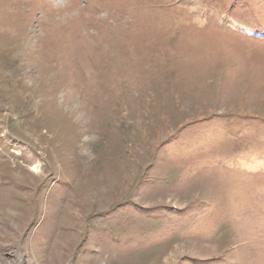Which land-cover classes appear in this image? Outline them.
<instances>
[{
    "label": "rangeland",
    "instance_id": "obj_1",
    "mask_svg": "<svg viewBox=\"0 0 264 264\" xmlns=\"http://www.w3.org/2000/svg\"><path fill=\"white\" fill-rule=\"evenodd\" d=\"M0 264H264V0H0Z\"/></svg>",
    "mask_w": 264,
    "mask_h": 264
}]
</instances>
